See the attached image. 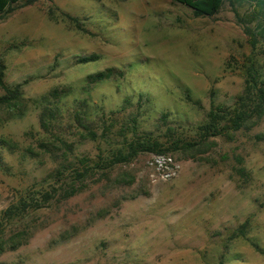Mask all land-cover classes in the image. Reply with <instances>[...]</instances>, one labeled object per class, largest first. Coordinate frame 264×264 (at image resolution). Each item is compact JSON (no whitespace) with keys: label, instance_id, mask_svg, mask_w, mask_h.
Returning a JSON list of instances; mask_svg holds the SVG:
<instances>
[{"label":"rangeland","instance_id":"374dc122","mask_svg":"<svg viewBox=\"0 0 264 264\" xmlns=\"http://www.w3.org/2000/svg\"><path fill=\"white\" fill-rule=\"evenodd\" d=\"M251 58L264 77V44L251 51L225 0L212 16L168 0L21 1L0 15L2 82L20 84L0 106V262L264 264V115L229 140L209 137L197 154L139 153L1 223L7 206L58 185L48 178L58 165L95 158L133 121L161 141L167 126L191 136L210 105L241 92ZM108 67L121 76L86 82ZM54 87L64 94L42 97ZM80 103L101 115L107 141L78 135L70 114ZM43 105L55 116L48 132ZM54 135L71 143L66 159Z\"/></svg>","mask_w":264,"mask_h":264},{"label":"trees","instance_id":"16d2710c","mask_svg":"<svg viewBox=\"0 0 264 264\" xmlns=\"http://www.w3.org/2000/svg\"><path fill=\"white\" fill-rule=\"evenodd\" d=\"M26 4L36 0H0V15L10 11L18 2ZM172 3H178L188 7L193 16H212L216 14L224 0H168ZM235 21L242 26V30L246 35L247 43L253 51L260 44H264V0H225ZM253 55V54H252ZM94 55L79 58L80 62L93 60ZM254 60L248 59V65L245 67L243 87L241 92L235 97L230 105L215 104L210 105L205 113L204 120L192 127V135L186 136L181 133L174 132L170 126L165 128L168 138L167 140H159L152 133L137 132L134 128L130 132L131 135L121 133V140L118 144L104 147L99 150L95 158L87 156L77 157L71 163H63L58 165L48 178L51 177L58 183L52 186L50 191L41 193L39 199L27 198L20 199L16 204H10L1 212V223L10 222L16 219L21 220L26 212L36 210L42 207L43 203H47L53 198L59 190L63 191L62 185L68 184L70 187L75 182H82L86 177L94 175L101 170L108 169L116 163L128 162L139 153H151L155 155H167L172 152L182 153H199L203 149L209 137H221L229 140L236 131L244 130L256 123L264 115V77L253 68ZM121 76V72L113 68H104L85 76L88 84L107 79L112 76ZM0 87L3 91L0 94V106H11L12 100H16L19 96L20 84L8 87L2 82V65L0 64ZM64 94L62 88H52L42 97H50L57 99ZM52 102H56L53 100ZM70 119L74 123L78 135L90 141H107L105 131L107 130L104 121L99 115L97 118H90L86 113L84 104H78L70 114ZM163 125L167 123L164 115L160 116ZM50 120H55L51 108L43 105L39 111V126L46 132L50 131ZM122 131V130H121ZM51 133V132H49ZM1 141V140H0ZM51 145L58 150L66 159L68 154L72 153L71 143L64 140L58 135L53 136ZM45 147L44 143L42 145ZM63 159V160H64ZM67 192V191H66ZM62 194L63 196L71 195L73 192ZM244 224H242L238 233H243ZM2 227L0 228V235ZM20 235V234H18ZM2 242L0 241V250ZM0 264H5L0 262Z\"/></svg>","mask_w":264,"mask_h":264}]
</instances>
